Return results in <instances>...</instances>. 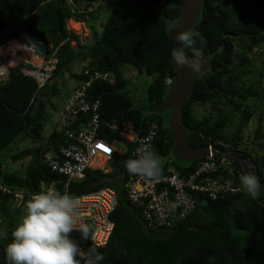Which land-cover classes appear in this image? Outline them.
I'll use <instances>...</instances> for the list:
<instances>
[{
  "label": "trees",
  "instance_id": "1",
  "mask_svg": "<svg viewBox=\"0 0 264 264\" xmlns=\"http://www.w3.org/2000/svg\"><path fill=\"white\" fill-rule=\"evenodd\" d=\"M80 2L73 0L75 12L72 13L62 0H0V43L11 40L26 27H32L48 36L54 47L57 46L55 74L78 57L88 59L89 67L111 74L113 82L95 81L87 91L89 101L101 100L99 118L102 124L97 136L122 146L130 142L111 131L105 123L122 126L130 122L133 130L143 135L149 123L156 120L157 134L148 150L159 159L165 157L162 174L170 173V163L182 175L192 173L207 156L184 161L183 166L166 159L169 150L173 149V138L168 124L159 113L152 111L169 91L166 79H173L178 74L171 61L172 44L168 34L180 17V0H107L99 7L100 10L113 9L101 24L99 36L90 25L94 42L87 47V52H75L69 46L71 40L78 41L79 36L67 29V19L84 21L99 17L98 11L78 12ZM189 31L196 34V49L209 58L210 68L215 71L207 75L206 81L196 79L192 93L182 105L180 117L188 129L187 143L194 148L214 147L221 151L241 152V157H248L253 162L264 185L261 171L264 155L251 154L242 138L243 129L259 108L257 103L245 105V101L253 97L263 107L264 101L257 99L259 91L245 86L241 71L262 51L258 46L264 44V0H202L200 16ZM187 54L191 55L192 50H187ZM234 59H238V64L233 63ZM123 65L152 78L145 94L150 110L148 114L132 106L125 89L127 78ZM78 78L83 80V74L80 73ZM257 81L264 95V70L259 72ZM48 86L54 89L53 83H47L44 88ZM207 86L212 89L210 92ZM36 87L35 80L25 75L20 65L10 68L8 78L0 82V151L19 134L33 140L39 138L38 130L42 128L46 104L42 99L31 101ZM205 103H211L217 113L198 118L194 115V106ZM235 116L236 125L231 130L229 121ZM262 135L264 123L262 128L255 130L254 140ZM64 138L63 133L52 131L47 140L35 148L25 176L19 177L15 171L3 172L0 174V186L30 193L39 190L41 181L49 183L56 180L59 186V176L50 171L40 156L45 150L57 149ZM129 151L125 147L121 154L116 152L113 155L109 172L86 169L85 177L69 186V192L76 195L109 187L118 196V204L110 215L114 222L113 231L107 243L98 247L105 256L102 264H264L262 187L256 199L246 195L242 188L216 199L197 194L188 215L172 223L174 233L165 238H154L140 219L141 209L130 205L122 187L129 174L126 168ZM174 156L178 159L175 153ZM20 157V154L11 155V159ZM235 163L238 170L246 174L251 172L247 167L242 169L237 161ZM30 200L24 196L19 205L12 208L13 194L3 193L0 189V211H14L10 218L0 221V230L7 233V240H0V264H8L5 246L23 218L22 212L26 214V204ZM70 238L86 249L94 246L83 240L79 231H73Z\"/></svg>",
  "mask_w": 264,
  "mask_h": 264
},
{
  "label": "built area",
  "instance_id": "2",
  "mask_svg": "<svg viewBox=\"0 0 264 264\" xmlns=\"http://www.w3.org/2000/svg\"><path fill=\"white\" fill-rule=\"evenodd\" d=\"M62 1L66 8H70V12H75L73 0ZM106 2L107 0H82L78 12L99 11V7ZM30 52L36 58L33 56L34 59H31L20 54L16 57L17 61H14L10 54L4 57L0 53V81L7 76L10 67L21 64V71L36 81L34 97L37 91L52 79L57 58L54 55L55 51L49 52V55L41 60L31 49ZM81 74L84 79L75 85L59 111V121L55 130L63 132L64 141L57 149H48L41 154V161L51 172L59 176V186L57 181L53 180L49 183L41 181L39 190L35 193L10 190L3 186H0V189L3 193H12L18 204L24 196L32 199L50 190L73 196L80 202L74 213L77 229L74 231H78L81 224H90L94 237L89 240L90 243L102 247L107 243L114 228L110 215L118 204L116 192L112 188L102 187L76 195L69 192V186L71 182L82 180L86 169L110 171L109 162L113 155L121 152L114 143L97 136L102 124L99 118L101 101L87 99L88 88L93 82L98 80L113 82V76L88 65L83 67ZM171 81V78H167L166 84L169 85ZM105 125L134 145L129 151L128 160L137 158L148 150L157 134L156 120L149 123L143 135H138L130 122H125L122 126L115 123ZM209 151V155L199 163L196 170L187 175L170 171L169 174H161L156 179H149L128 174L122 183L126 199L131 206L141 209L142 219L148 229L173 226L174 221L184 218L193 209L197 194L216 199L227 193L239 191L242 188L240 176L246 173L238 170L235 161L242 169L247 167L251 170L250 173L256 174L253 162L248 157H241L239 151H221L214 147H209ZM261 171L264 174V166L261 167ZM79 246L86 249L82 245Z\"/></svg>",
  "mask_w": 264,
  "mask_h": 264
},
{
  "label": "clouds",
  "instance_id": "3",
  "mask_svg": "<svg viewBox=\"0 0 264 264\" xmlns=\"http://www.w3.org/2000/svg\"><path fill=\"white\" fill-rule=\"evenodd\" d=\"M67 20L73 19L69 18ZM24 30L25 29L12 39L16 38L15 40L18 42L17 46L20 50L30 51L31 49L34 52L32 48L27 46L26 43L22 41L23 38H26ZM88 33H90L89 30ZM47 40L49 43L46 56L44 58H40V60L45 59L49 55V52L55 51L56 53L57 46L54 47L48 38ZM175 40L180 44V47H176L171 53L176 65L179 67L187 66L193 73H200L203 70V53L196 49V34L191 31L178 32L175 35ZM73 41L83 46L82 39L79 41L72 39L71 42ZM0 44L4 47L3 44H5V42ZM189 49L192 50L191 55L187 54V50ZM20 54L22 53L20 52L19 55ZM34 54L36 53L34 52ZM16 57L17 55L13 57L14 61ZM37 58L39 59L38 55ZM19 65L21 66V64L16 66ZM86 65L87 63H85L83 67ZM8 74L0 82H4L8 78ZM54 76L55 73L53 74L52 79L47 83H54ZM44 86L37 91V94L34 97L32 96L33 99H31V101L35 98L39 100L40 93ZM58 121L59 115L57 116L56 124L52 131L63 133L55 130ZM162 167L163 162L151 150H145L137 158L129 159L126 162V168L130 174L143 176L149 179L158 178L162 174ZM240 183L246 195L252 199L259 197L262 185L257 174L255 175V173H249L241 175ZM79 204V200L73 196L62 194L55 190L46 191L34 196L26 204V214L12 231V239L8 241L5 246L4 251L8 264H102L105 256L98 251L99 246L94 245L87 249H83L72 238H70V234L74 230H77L75 228L76 221L74 213L78 209ZM78 231L80 232L83 240L89 241L94 239L92 236L93 229L90 225L81 224ZM0 240H7V233L3 230H0Z\"/></svg>",
  "mask_w": 264,
  "mask_h": 264
},
{
  "label": "rangeland",
  "instance_id": "4",
  "mask_svg": "<svg viewBox=\"0 0 264 264\" xmlns=\"http://www.w3.org/2000/svg\"><path fill=\"white\" fill-rule=\"evenodd\" d=\"M114 4V2H113ZM113 7L109 8V10L103 8L98 11V18L95 19H89L86 18V20L83 21L84 27L89 30L90 33H88V36L85 37L87 34V30L82 29V23L75 22L73 20H67L66 21V27L68 30L75 32L76 34L80 35L79 39H82L85 47L90 46L94 42V38L91 32L90 25H93L94 30L97 32V35L100 34L101 24L104 23L106 16L109 12H111ZM72 21L74 23H78L77 27H73L69 24V22ZM83 27V28H84ZM44 35V34H43ZM49 39L48 36L44 35ZM86 39H85V38ZM16 39V38H15ZM50 40V39H49ZM74 40V39H73ZM51 41V40H50ZM9 42V41H8ZM8 42H5L4 47L2 44H0V53L2 56H7L10 54V57H14L15 55L19 56V53L21 52L22 55H27L33 58V53L30 51L20 50L17 46L16 51L12 52L6 48V44ZM74 42V41H73ZM238 49V45L235 47ZM258 49H261L260 55H257L255 58L251 59L250 65H246L242 68L243 78L245 81V86L252 88V90L259 91V94L257 96V99H262V102L264 101V95L261 91V84L259 86L258 84V77L259 72L261 70H264V44L258 46ZM257 49V50H258ZM20 50V51H18ZM35 57V56H34ZM36 58V57H35ZM41 57H39L40 59ZM40 61V60H39ZM88 62V59H81V57H78L76 61L68 65L67 68L64 69V74L53 83L54 89H52L51 86L45 87L42 89L41 92H43V95L39 96V99H42L45 105V117L44 121L41 122L43 125V128L39 129V138L36 140L31 139L30 137H27L24 134L17 135L9 144L8 146L0 151V174L3 172H13L19 176L24 177L25 176V170L29 166V164L33 161V157L35 154V148H37L39 145H42L44 143L45 138H48L50 135L49 133L54 128L56 124L57 117L59 115V112L61 108L63 107L65 103V99L67 94L72 90L73 86L76 85L80 79V71L85 63ZM234 64H238V59H234ZM125 70V77L127 78V86L126 91L129 95L130 99L132 100V106L138 109L141 113L148 114L149 113V107L146 100V88L149 82L151 81V77L146 74H141L137 72L135 69H133L129 65H123ZM49 85V84H48ZM52 95H51V94ZM41 94V93H40ZM257 103L256 107L258 108L257 112L254 114V116L249 120L246 127L243 129V135L242 138L247 143V150L253 154V155H264V136L260 137L257 140H254V134L255 130L259 127H263L264 123V117H263V109L262 103L258 104V102H255V99L253 97L248 98L245 101V105H255ZM217 111L213 107L211 103H205L202 105H195L194 106V115L198 118L207 115L212 114L216 115ZM168 111L163 110L160 113V116L162 119L167 123L168 118ZM236 118L237 116L230 119V123L228 125L229 129H233L236 125ZM55 123V124H54ZM168 124V123H167ZM48 136V137H47ZM125 145V146H124ZM122 148L128 147L129 149H132L134 145L132 143H123L122 146L119 145ZM24 151V152H23ZM28 152V155L25 154ZM168 156H166V159H169L171 162H173L175 165L183 166L186 162L181 159H176L174 156L173 149L169 150ZM20 154L21 157L18 159H11V155ZM40 156V155H39ZM41 157V156H40ZM165 157L160 158L161 161H163ZM170 163L169 170L177 171L176 167ZM19 204L17 202H13L12 208L18 206ZM13 210L8 211L6 213V209H4V212L0 211V221L3 219L5 221L7 218H10L13 215ZM25 211L22 212V215Z\"/></svg>",
  "mask_w": 264,
  "mask_h": 264
},
{
  "label": "water",
  "instance_id": "5",
  "mask_svg": "<svg viewBox=\"0 0 264 264\" xmlns=\"http://www.w3.org/2000/svg\"><path fill=\"white\" fill-rule=\"evenodd\" d=\"M181 2V14L179 19L176 21V25L172 31L169 32L168 38L172 44V50L176 47L179 48L180 44L175 40V35L178 32L189 31L192 28L201 12L202 0H180ZM26 38L22 41L27 46L32 48L39 57H45L48 49L47 38L36 31L32 27H26L24 30ZM69 49L75 52H87L88 48L81 46L77 42H71ZM171 50V53H172ZM189 55V54H188ZM171 61L174 64L178 74L169 84V91L165 98L159 103L155 104L152 111L161 113L163 110L168 111L167 123L173 138V149L176 156L184 161H192L198 158L206 157L209 155V147H190L187 143L188 129L184 125L180 114L182 105L187 100L188 96L192 93V87L197 78H203L206 81V77L214 69L210 68V61L207 56H203V70L200 73H193L187 66L179 67L174 62L172 55ZM65 67H61L60 70L53 77V82H56L63 74ZM210 92L212 89L208 88ZM256 175V174H255ZM260 180V179H259ZM261 183V181H260ZM262 185V191L264 193V185ZM142 220V218H140ZM144 223V222H143ZM144 227L148 234L154 238H165L172 235L175 231L174 226L157 228L150 231L144 224Z\"/></svg>",
  "mask_w": 264,
  "mask_h": 264
},
{
  "label": "bare ground",
  "instance_id": "6",
  "mask_svg": "<svg viewBox=\"0 0 264 264\" xmlns=\"http://www.w3.org/2000/svg\"><path fill=\"white\" fill-rule=\"evenodd\" d=\"M76 22V21H75ZM79 23H82V22H79ZM69 24L73 27H77L78 26V23H74L72 21L69 22ZM17 40L15 39H11L9 40V42L5 45L6 48L12 52L16 51V48H17ZM18 59L15 58V61H17Z\"/></svg>",
  "mask_w": 264,
  "mask_h": 264
},
{
  "label": "crops",
  "instance_id": "7",
  "mask_svg": "<svg viewBox=\"0 0 264 264\" xmlns=\"http://www.w3.org/2000/svg\"><path fill=\"white\" fill-rule=\"evenodd\" d=\"M82 23H83V22H82ZM83 27H84V23H83ZM83 29L87 30V28H85V27H84ZM87 36H88V30H87V34L85 35V37H87ZM85 37H84V38H85ZM82 39H83V38H82ZM85 39H86V38H85ZM74 87H75V85L73 86V88H74ZM73 88H72V89H73ZM71 91H72V90H71ZM71 91H70V92H71ZM70 92H69L68 94H70ZM68 94H67V95H68ZM66 97H67V96H66ZM56 117H57V116H56ZM54 124H55V123H54ZM42 128H43V125H42ZM51 131H52V130H51ZM50 133H51V132H50ZM50 133H49V134H50ZM48 136H49V135H48ZM48 136H47V137H48ZM46 139H47V138H45V140H46ZM117 148H118V149H121L120 154H121L122 151L124 150V148L120 147L119 145H117ZM170 171H172V170H170Z\"/></svg>",
  "mask_w": 264,
  "mask_h": 264
}]
</instances>
